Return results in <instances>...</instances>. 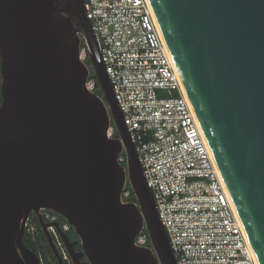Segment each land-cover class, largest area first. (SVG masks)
Listing matches in <instances>:
<instances>
[{"label": "water", "instance_id": "95a60500", "mask_svg": "<svg viewBox=\"0 0 264 264\" xmlns=\"http://www.w3.org/2000/svg\"><path fill=\"white\" fill-rule=\"evenodd\" d=\"M258 264H264V0H148ZM85 0H0V264H178ZM90 58L92 67L84 59ZM95 73L103 96L90 90ZM114 125L118 134L111 136ZM127 154L126 165L119 156ZM130 183L137 201L124 199ZM51 209L78 233L83 250ZM144 228L150 244H140Z\"/></svg>", "mask_w": 264, "mask_h": 264}, {"label": "built area", "instance_id": "2783aa9c", "mask_svg": "<svg viewBox=\"0 0 264 264\" xmlns=\"http://www.w3.org/2000/svg\"><path fill=\"white\" fill-rule=\"evenodd\" d=\"M85 1L115 97L178 264H258L149 1ZM87 86L97 92L91 76ZM116 131L112 125L109 134ZM119 160L127 163L125 151ZM26 230L35 231L30 217ZM50 230L65 261L69 260L57 229L51 226ZM141 236L146 245L145 235L138 242Z\"/></svg>", "mask_w": 264, "mask_h": 264}, {"label": "trees", "instance_id": "16d2710c", "mask_svg": "<svg viewBox=\"0 0 264 264\" xmlns=\"http://www.w3.org/2000/svg\"><path fill=\"white\" fill-rule=\"evenodd\" d=\"M86 62L90 67H92V63H91L90 58L88 56L86 57ZM91 77L96 80V85L98 87L97 93L99 95L103 96L102 90H101L100 85H99L98 80H97V77L93 71L91 73ZM125 191L129 192L128 196H124L125 200L137 201L136 195H135L130 183L127 184ZM53 214L57 215V217H58L57 221H59L61 226H64V225L69 226V228L66 230V232L68 233L70 238L71 237L72 238H78L79 237V235L75 231L74 227L71 224H69V222L67 221V219L63 215L57 213L56 211H53ZM30 219L33 221V223L35 225V231H34V233H30L28 230L25 231V235H24L25 244L30 249L35 251L40 256V258H42L44 261L47 262V264H59V262L55 256V253L52 249V246L49 242V239H48L45 231L42 228V225L40 223L38 215L33 212L30 216ZM141 235L146 236V243L147 244L151 243L150 236L148 234V231L145 228L142 231Z\"/></svg>", "mask_w": 264, "mask_h": 264}, {"label": "flooded vegetation", "instance_id": "af4514ba", "mask_svg": "<svg viewBox=\"0 0 264 264\" xmlns=\"http://www.w3.org/2000/svg\"><path fill=\"white\" fill-rule=\"evenodd\" d=\"M86 57H87V56H86ZM1 63H2V57H1V55H0V104L2 103V91H1V85H2V74H1ZM115 134H118V132L116 131ZM125 165H126V164H125ZM44 210H46L47 212L53 213V210H51V209H44ZM32 213H33V212H32ZM32 213H31V214H32ZM31 214H30V216H31ZM71 240L75 242L74 248L76 249L77 252H80V251L83 250L82 242H81L80 237H78V238H72V237H71ZM71 259H72V258H71ZM80 259H81L82 262H86V264H90V262H89V260H88V258H87L86 255L82 256ZM65 262H66V264H74L73 260H72V263H71V261H69V260H66Z\"/></svg>", "mask_w": 264, "mask_h": 264}, {"label": "rangeland", "instance_id": "374dc122", "mask_svg": "<svg viewBox=\"0 0 264 264\" xmlns=\"http://www.w3.org/2000/svg\"><path fill=\"white\" fill-rule=\"evenodd\" d=\"M85 56H86V53H84V59L86 60ZM42 212L48 218H54L55 217L56 219H58L57 215H55L53 213L47 212L46 210H42ZM144 241H145V238L141 236L140 237V243L142 244V243H144ZM64 250H66V252H67V249L65 247H64ZM67 254H68V252H67ZM68 257H69V261H71V263H72V259H71L69 254H68Z\"/></svg>", "mask_w": 264, "mask_h": 264}, {"label": "bare ground", "instance_id": "6f19581e", "mask_svg": "<svg viewBox=\"0 0 264 264\" xmlns=\"http://www.w3.org/2000/svg\"><path fill=\"white\" fill-rule=\"evenodd\" d=\"M156 19V18H155ZM159 26V25H158ZM160 29V28H159ZM162 34V33H161ZM163 40H164V38H163Z\"/></svg>", "mask_w": 264, "mask_h": 264}]
</instances>
